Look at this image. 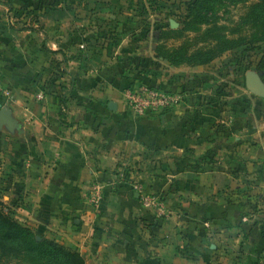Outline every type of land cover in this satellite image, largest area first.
I'll list each match as a JSON object with an SVG mask.
<instances>
[{
    "label": "crops",
    "instance_id": "0c3cea01",
    "mask_svg": "<svg viewBox=\"0 0 264 264\" xmlns=\"http://www.w3.org/2000/svg\"><path fill=\"white\" fill-rule=\"evenodd\" d=\"M130 1L0 0V105L16 122L0 128V205L85 264H264L239 123L190 103L207 64L158 57L162 24H140ZM142 83L182 101L135 115L125 93ZM135 182L170 215L144 208Z\"/></svg>",
    "mask_w": 264,
    "mask_h": 264
},
{
    "label": "trees",
    "instance_id": "16d2710c",
    "mask_svg": "<svg viewBox=\"0 0 264 264\" xmlns=\"http://www.w3.org/2000/svg\"><path fill=\"white\" fill-rule=\"evenodd\" d=\"M229 5L241 8L237 21L231 25L221 23L218 15L221 8L226 11ZM171 40L179 43L170 44ZM258 44L264 45V0H191L179 27H160L155 52L171 66H196L208 64L243 45L254 50ZM255 70L264 83V49ZM255 225L264 240V216L255 220ZM0 264H85V261L78 251L19 223L0 205Z\"/></svg>",
    "mask_w": 264,
    "mask_h": 264
},
{
    "label": "rangeland",
    "instance_id": "374dc122",
    "mask_svg": "<svg viewBox=\"0 0 264 264\" xmlns=\"http://www.w3.org/2000/svg\"><path fill=\"white\" fill-rule=\"evenodd\" d=\"M188 1L191 0H133L129 5L137 12L135 15L140 16V24H147L148 27L151 25V28L156 30L157 26L153 28L155 24H162L161 28L167 25H173L171 28L179 27L187 12ZM120 2L118 0V4ZM225 9L226 11H223L224 8L218 11L220 22L231 25L237 21L241 8L239 5H229ZM159 33L160 29L158 33L154 32L153 36H158ZM149 35L148 42L151 43L152 35ZM178 43L179 40L170 42L173 45ZM258 46L254 50H248V47L243 45L227 51L207 66H203L202 71H195V74L199 75L202 72L212 74V77H206L207 80L202 83L203 91L199 87L188 89V98L194 107L209 108L205 115L211 123H239L237 135L240 136L241 145L251 148L250 151L246 150L250 156L246 158H256L253 168L258 172L255 171L256 175L252 176L256 184L251 193L242 195L244 200L252 202L250 210L252 214L258 213L256 220L264 216V98L251 94L245 86L244 78L247 73H257L256 62L264 49L263 44Z\"/></svg>",
    "mask_w": 264,
    "mask_h": 264
},
{
    "label": "built area",
    "instance_id": "2783aa9c",
    "mask_svg": "<svg viewBox=\"0 0 264 264\" xmlns=\"http://www.w3.org/2000/svg\"><path fill=\"white\" fill-rule=\"evenodd\" d=\"M183 98L181 92L161 89L149 84H140L137 87L129 88L125 93V100L130 110L138 116L153 114L177 107ZM139 201L144 208L154 212L156 217H167L170 210L165 202L152 193L147 192L139 182L132 184ZM102 200V184L92 182L88 186L86 201L91 206H98Z\"/></svg>",
    "mask_w": 264,
    "mask_h": 264
},
{
    "label": "water",
    "instance_id": "95a60500",
    "mask_svg": "<svg viewBox=\"0 0 264 264\" xmlns=\"http://www.w3.org/2000/svg\"><path fill=\"white\" fill-rule=\"evenodd\" d=\"M244 83L251 94L264 98V83L260 81L257 73H247L244 78ZM109 106L112 107L114 104L110 102ZM2 127L8 130H13L16 127V122L12 118L11 111L6 105H0V128Z\"/></svg>",
    "mask_w": 264,
    "mask_h": 264
}]
</instances>
